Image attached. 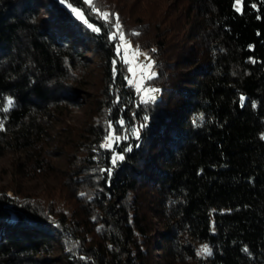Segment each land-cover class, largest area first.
Segmentation results:
<instances>
[{"label": "trees", "instance_id": "1", "mask_svg": "<svg viewBox=\"0 0 264 264\" xmlns=\"http://www.w3.org/2000/svg\"><path fill=\"white\" fill-rule=\"evenodd\" d=\"M158 2L0 0V264H264V0Z\"/></svg>", "mask_w": 264, "mask_h": 264}, {"label": "snow or ice", "instance_id": "2", "mask_svg": "<svg viewBox=\"0 0 264 264\" xmlns=\"http://www.w3.org/2000/svg\"><path fill=\"white\" fill-rule=\"evenodd\" d=\"M62 2H63V0H62ZM85 2L86 3H90V0H85ZM237 3H239V0H237ZM71 10L73 11V13L78 18H81V19L83 18L82 14L77 9L72 8ZM100 15H102V17L105 18V19H107L108 16H109V14L107 12L100 13ZM89 27H91V25H89ZM114 27H115L116 32L113 34V36L111 38L115 39L117 37V35H118L119 40L122 42L120 45L117 46V53L119 54L120 51H121V48H123L124 52H125V56L122 57V59L124 60L125 63L131 65L132 61L127 58V55H128V52H129L131 46L130 45H125L123 43V41H124V33L121 30V25L119 23V18L118 17H116V23H115ZM93 31H98V29L93 28ZM132 55L133 56H139L140 55L139 49H137L134 53H132ZM145 59L147 60L148 57L145 56ZM138 67H139L140 71L145 74V75L141 76V78H140L141 82L135 84L137 92H140L142 90V81H143V79H145V78L146 79H151V78H153L156 75V73L151 71V69L153 67V64H152V62L150 60H149V62L146 65H139ZM128 70H129V72L133 73V76H135L136 72H135V69L133 67L130 66ZM133 82H134L133 80H129L130 84H132ZM156 91H157L156 89L144 90L142 98H141L142 102L143 103H148L149 101H154L155 100V96L152 95V93H154ZM241 100L243 101V97L241 98ZM12 105H13V101L11 99H9L7 101V105L3 107V111L4 112H8L9 108ZM145 120H147V117H145ZM119 123L121 125H123V121H120ZM144 126H146V125H141V127H144ZM109 127L111 128V125H109ZM2 128H3V125L0 124V130H2ZM133 134L136 135L137 137H139V131L133 130ZM112 139H113V135L110 133V135L108 137H106V142H105V144L102 145V147H111V143L110 142L112 141ZM122 159H123V156H114L113 157V164H115L117 160H122ZM109 174H111L110 171H109ZM197 254L198 255H209V254H211V252H210V249L208 248V246L205 245L199 250V252Z\"/></svg>", "mask_w": 264, "mask_h": 264}, {"label": "rangeland", "instance_id": "3", "mask_svg": "<svg viewBox=\"0 0 264 264\" xmlns=\"http://www.w3.org/2000/svg\"><path fill=\"white\" fill-rule=\"evenodd\" d=\"M128 3H129V5L132 3V1L133 0H126ZM138 2L139 0H134V2ZM157 1V4H156V7L157 6H160L161 8H162V5L158 2V1H160V0H156ZM164 6V5H163ZM134 8V7H133ZM153 8V9H152ZM152 10H154V5H151V6H149V7H146L145 8V11H146V15H149V14H151V12H152ZM116 32V31H115ZM114 32V33H115ZM116 39H117V41H118V45H120L122 42L119 40V37H118V35H117V37H116ZM123 43L125 44V45H130L131 46V48H130V50H129V52H128V55H127V58L129 59V60H131L132 61V63H131V65L130 64H127V63H125L124 62V60H122L123 61V63H125V65H126V68H125V70H124V72L126 73V71L129 73V78H128V82H129V80H133L134 82L131 84L133 87H134V89L136 90V86H135V84L136 83H139V82H141V80H140V78H141V76L142 75H145L144 73H142L141 71H140V69H139V65H146L148 62H149V60L151 61V59H150V57H149V55L147 54V52L146 51H144V50H140L139 49V52H140V55L139 56H133L132 55V53H134L138 48L136 47V45H134V44H132L131 42H129V41H127V40H124L123 41ZM120 54H121V56L122 57H124L125 56V52H124V49L123 48H121V51H120ZM89 56H88V58H90L91 59V55L90 54H88ZM145 56H147L148 57V59L146 60L145 59ZM133 67L134 69H135V72H136V74H135V76H133V73H131V72H129V67ZM91 68H92V66H91ZM152 71V70H151ZM147 79L145 78V79H143V81H142V90L140 91V92H137V90H136V92H137V94L139 95V98L141 99L142 98V95H143V92H144V90H147V88H145L144 87V82L146 81ZM91 83L93 84V85H96V83H97V81H96V77H93L92 78V80H91ZM86 89H87V91L89 92H92V90L91 89H89L88 87H86ZM95 89V88H94ZM93 89V91H95ZM152 95H154L155 96V99L157 98V92H154V93H152ZM142 100V99H141ZM75 115L78 117V118H80V116H81V114H80V111L79 110H76L75 111ZM68 117L69 118H72V115H68ZM71 122V121H70ZM3 133V129L2 130H0V135ZM12 154H6L3 158H0V186H4V185H6V183H8L9 181H10V175H9V173H10V171H11V168H12ZM8 197H12V193L11 192H7V194H6ZM196 250H197V252H199V250L201 249V247H199V248H195Z\"/></svg>", "mask_w": 264, "mask_h": 264}]
</instances>
